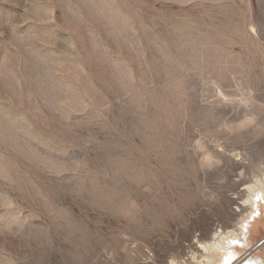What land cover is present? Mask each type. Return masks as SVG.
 <instances>
[{
  "label": "rangeland",
  "instance_id": "1",
  "mask_svg": "<svg viewBox=\"0 0 264 264\" xmlns=\"http://www.w3.org/2000/svg\"><path fill=\"white\" fill-rule=\"evenodd\" d=\"M262 194L264 0H0V264H264Z\"/></svg>",
  "mask_w": 264,
  "mask_h": 264
},
{
  "label": "bare ground",
  "instance_id": "2",
  "mask_svg": "<svg viewBox=\"0 0 264 264\" xmlns=\"http://www.w3.org/2000/svg\"><path fill=\"white\" fill-rule=\"evenodd\" d=\"M262 199H264V194H262ZM246 203H243V202L238 203L237 207H239V209H240V214H241V211H245L247 209L248 205ZM253 204H254V202L251 201L250 202V206H251L250 212L251 213H252ZM242 219L239 220L240 224H243V220ZM240 226L242 227V225H240ZM240 226H239V228H240L239 230H241ZM235 230H236V228H235ZM242 233H243L242 231L239 233V232H237V230H236V232L234 230H231L230 231L231 235L229 237L231 239L230 242L242 241V242L246 243L245 242V235H244L246 232H244L243 235H242ZM219 235H220V233H217V234L215 233V236L218 237ZM226 235L225 236L224 235L220 236L222 242L224 241V239L227 238ZM203 250H205L207 252V256H208V260L207 261H208L209 264H229L230 261H232L234 259V257H235V254H234L233 250H230V249L226 248V246L223 245V244L222 245L220 244L219 247L217 245L215 247L214 246L210 247V245L208 247L204 246ZM244 260H241L243 262L241 264H263L262 263L263 262L262 259L261 260H257V258H253V257L247 258L246 261H244Z\"/></svg>",
  "mask_w": 264,
  "mask_h": 264
},
{
  "label": "water",
  "instance_id": "3",
  "mask_svg": "<svg viewBox=\"0 0 264 264\" xmlns=\"http://www.w3.org/2000/svg\"><path fill=\"white\" fill-rule=\"evenodd\" d=\"M263 242H264V238L261 241H259L258 245H261Z\"/></svg>",
  "mask_w": 264,
  "mask_h": 264
}]
</instances>
